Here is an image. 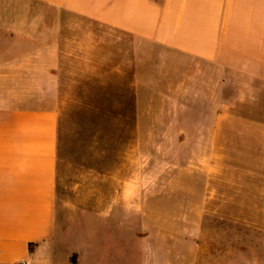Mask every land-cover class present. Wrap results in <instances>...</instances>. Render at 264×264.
Wrapping results in <instances>:
<instances>
[{"label":"crops","instance_id":"0c3cea01","mask_svg":"<svg viewBox=\"0 0 264 264\" xmlns=\"http://www.w3.org/2000/svg\"><path fill=\"white\" fill-rule=\"evenodd\" d=\"M64 82H133L121 133L139 135L161 133L143 125L144 82H183L172 134L217 165L225 135L264 151V0H0V264H51Z\"/></svg>","mask_w":264,"mask_h":264},{"label":"rangeland","instance_id":"374dc122","mask_svg":"<svg viewBox=\"0 0 264 264\" xmlns=\"http://www.w3.org/2000/svg\"><path fill=\"white\" fill-rule=\"evenodd\" d=\"M183 89L144 82L142 122L161 133L139 135L121 133L136 126L133 82H64L58 231L38 256L51 264H264V151L234 149L225 135L217 165L215 150L172 134L168 127L185 125Z\"/></svg>","mask_w":264,"mask_h":264}]
</instances>
